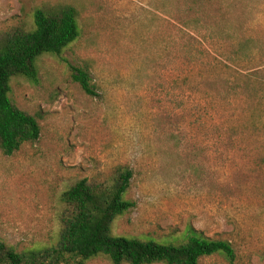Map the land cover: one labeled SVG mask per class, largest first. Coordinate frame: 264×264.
Listing matches in <instances>:
<instances>
[{
    "label": "rangeland",
    "instance_id": "374dc122",
    "mask_svg": "<svg viewBox=\"0 0 264 264\" xmlns=\"http://www.w3.org/2000/svg\"><path fill=\"white\" fill-rule=\"evenodd\" d=\"M66 7L75 39L9 81L40 133L0 149V238L53 243L62 193L82 178L109 186L122 167L133 205L112 236L169 242L193 228L233 250L198 264H264V0H0V44L32 30L37 9Z\"/></svg>",
    "mask_w": 264,
    "mask_h": 264
},
{
    "label": "trees",
    "instance_id": "16d2710c",
    "mask_svg": "<svg viewBox=\"0 0 264 264\" xmlns=\"http://www.w3.org/2000/svg\"><path fill=\"white\" fill-rule=\"evenodd\" d=\"M33 24L32 30L7 34L0 44V149L6 154L37 140L40 133L36 118L10 100V79L34 78L37 56L60 55L77 36L72 7L54 14L37 9ZM72 77L87 94L95 95L86 70L72 68ZM119 169L109 186L82 178L62 193L61 227L53 243L17 251L0 238V264H86L96 256L111 264H198L201 257L214 253L233 255L229 242L205 237L193 228L169 242L112 236L113 221L133 205L124 197L131 172Z\"/></svg>",
    "mask_w": 264,
    "mask_h": 264
}]
</instances>
